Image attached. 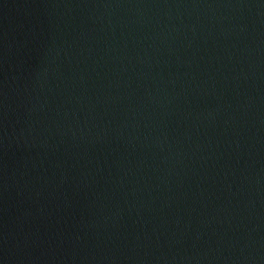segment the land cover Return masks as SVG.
Instances as JSON below:
<instances>
[{
  "label": "water",
  "instance_id": "obj_1",
  "mask_svg": "<svg viewBox=\"0 0 264 264\" xmlns=\"http://www.w3.org/2000/svg\"><path fill=\"white\" fill-rule=\"evenodd\" d=\"M0 264H264V0H0Z\"/></svg>",
  "mask_w": 264,
  "mask_h": 264
}]
</instances>
